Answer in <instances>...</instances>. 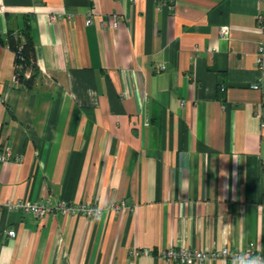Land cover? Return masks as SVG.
Masks as SVG:
<instances>
[{
	"label": "crops",
	"instance_id": "0c3cea01",
	"mask_svg": "<svg viewBox=\"0 0 264 264\" xmlns=\"http://www.w3.org/2000/svg\"><path fill=\"white\" fill-rule=\"evenodd\" d=\"M259 13L264 0H0V35L33 17L41 71L25 88L0 46V200L122 204L1 207L0 264H232L164 257L180 246L264 256Z\"/></svg>",
	"mask_w": 264,
	"mask_h": 264
},
{
	"label": "built area",
	"instance_id": "2783aa9c",
	"mask_svg": "<svg viewBox=\"0 0 264 264\" xmlns=\"http://www.w3.org/2000/svg\"><path fill=\"white\" fill-rule=\"evenodd\" d=\"M131 2H136V0H129ZM158 3H166L171 5L175 0H154ZM68 17H71L70 15ZM52 20H55V16L51 15ZM258 23L261 27H264V14L259 13L257 16ZM121 20L120 16H116L111 23L113 28H116L118 22ZM90 18L86 19V23H89ZM221 35L227 36L228 27L223 26L221 28ZM257 66L263 68L264 67V48L263 46H259L258 54H257ZM164 68V66H162ZM257 86V85H254ZM264 128V123L262 124ZM11 159V153L6 151H0V161L2 163L7 162ZM18 159V158H16ZM122 204H110L107 206H99L90 202H73L68 203L64 201H53L50 196L44 198L40 201H29L25 199H13V200H0V208L6 207L10 210H22L23 212H29L36 217H42L44 215L59 212L61 214H72V215H83L85 217H94L99 215L103 210H114L118 211ZM8 236H14V229L7 230ZM149 250L147 248L144 249H132V255H140V254H148ZM241 253H246L249 255H259L262 256L259 252L255 251L253 246H249L243 249H238L235 251H230L227 247H223L218 250H199L193 249L189 250L184 246H180L178 249L174 247H168L163 251V255L166 259L170 260H178L179 262H187L192 260H198L202 262L207 259H224L227 257H233V255H239Z\"/></svg>",
	"mask_w": 264,
	"mask_h": 264
},
{
	"label": "trees",
	"instance_id": "16d2710c",
	"mask_svg": "<svg viewBox=\"0 0 264 264\" xmlns=\"http://www.w3.org/2000/svg\"><path fill=\"white\" fill-rule=\"evenodd\" d=\"M33 17L26 14L22 19V26L17 30H8L0 35V46H8L15 53V69L17 78L22 82L23 76L20 71L28 73L27 84L24 86L31 89L36 79L41 77V71L36 63L34 36L32 28Z\"/></svg>",
	"mask_w": 264,
	"mask_h": 264
},
{
	"label": "clouds",
	"instance_id": "9594fccd",
	"mask_svg": "<svg viewBox=\"0 0 264 264\" xmlns=\"http://www.w3.org/2000/svg\"><path fill=\"white\" fill-rule=\"evenodd\" d=\"M239 161L238 159H236ZM232 264H264V256L241 253L233 255Z\"/></svg>",
	"mask_w": 264,
	"mask_h": 264
},
{
	"label": "water",
	"instance_id": "95a60500",
	"mask_svg": "<svg viewBox=\"0 0 264 264\" xmlns=\"http://www.w3.org/2000/svg\"><path fill=\"white\" fill-rule=\"evenodd\" d=\"M19 74H20L21 76H23V75H24V72H23V71H20ZM23 83H24V84H27V79H26V78H23Z\"/></svg>",
	"mask_w": 264,
	"mask_h": 264
}]
</instances>
